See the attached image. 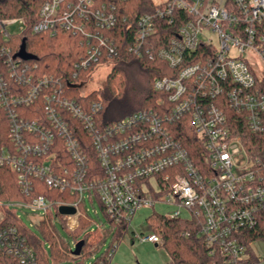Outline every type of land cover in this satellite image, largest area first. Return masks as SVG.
I'll list each match as a JSON object with an SVG mask.
<instances>
[{
	"label": "built area",
	"instance_id": "2783aa9c",
	"mask_svg": "<svg viewBox=\"0 0 264 264\" xmlns=\"http://www.w3.org/2000/svg\"><path fill=\"white\" fill-rule=\"evenodd\" d=\"M97 1L45 0L33 28L34 33L55 35L62 29L95 39L98 45L75 65L77 70L99 63L104 52L111 57L117 51L115 42L101 33L116 26V6L97 7ZM153 1L162 7L139 18L130 50L139 57L159 58L171 68L186 66L175 78L155 81V89L167 95L168 105L161 102L159 110L140 111L104 128L97 122L101 101L90 103L86 110L78 100H69L61 80L48 75L36 78L29 61L19 57L20 50L11 48L12 38L27 30L28 20L0 18V112L7 115L13 146H0V166L8 165L18 174L27 197L34 191L35 180L74 196L75 200L56 205L64 227L71 232L86 217V201L100 202L110 219L127 230L138 211L163 203L174 207L167 219L200 222L198 235L211 255L222 253L227 264H260L250 262L239 232L256 227L264 214V177L260 174L264 165L260 168L261 160L252 159L241 137L233 135L225 107L244 116L251 132H264V0ZM176 11L186 12L191 20L167 48L153 50L146 41L156 34L157 20L168 18L172 24ZM90 19L99 30L95 34L84 23ZM200 48L206 52L192 62ZM248 53L262 66L261 76ZM12 82L27 86L28 91L14 92ZM40 99L45 102L42 120L20 118L19 107ZM183 119L187 120L185 131L191 130L201 143L199 163L172 130ZM73 120L89 133L99 170L92 166ZM58 149L69 160L59 156ZM20 207L40 215L38 225L48 221L52 202L40 195ZM66 207L74 213L61 214ZM4 217L0 212V223ZM103 238L89 242L88 252L102 250L107 243ZM137 239L164 244L155 233ZM79 242L69 248L72 259L83 256L85 245L75 255ZM117 245L106 247L107 260H112ZM0 251L17 264H38L35 250L17 228L0 231Z\"/></svg>",
	"mask_w": 264,
	"mask_h": 264
},
{
	"label": "trees",
	"instance_id": "16d2710c",
	"mask_svg": "<svg viewBox=\"0 0 264 264\" xmlns=\"http://www.w3.org/2000/svg\"><path fill=\"white\" fill-rule=\"evenodd\" d=\"M44 2L45 0H0V18L24 17L28 20L27 30L23 34L13 37L10 45L15 52H18L23 40H26V50L34 57V60L29 61L28 65L36 78L48 75L61 80L65 87L66 97L69 100H78L86 110H88L90 103L101 101L102 109L98 113L97 120L101 128L122 121L140 111L159 110L161 102L168 105L167 95L165 92L155 89V81L163 78H175L186 65L184 64L178 69L171 68L167 62L159 58L150 59L147 55L139 57L130 50L136 42L139 18L146 14L155 13L162 7L161 4H157L153 0H98L97 7L101 5L110 6L111 4L116 6V15L118 16L116 26L101 33L107 40L115 42L117 51L111 57L104 52L99 63L93 64L87 70H77L75 65L87 59L92 46H97L98 43L95 39L87 38L81 33L62 29L58 30L55 35L34 33L33 28L39 20V12ZM173 20V23L170 24L168 18L158 19L156 34L149 38L146 44L153 50L167 48L180 28L191 18L184 11H176ZM84 23L87 31L94 34L99 31L93 19L84 21ZM205 52L204 48H200L192 62H196L200 55ZM187 59L190 60L191 58ZM99 65L111 66L105 85L88 95H82L78 87L75 86L86 82ZM75 75H77L76 78ZM9 84L14 92L26 93L28 91L27 86L17 85L13 82ZM44 104L43 99H40L30 106L19 107L17 113L20 118L27 121L42 120ZM225 109L229 115L233 135L241 137L252 159L259 158L261 160L258 164L261 168L264 165V132H251L246 125L244 116L228 106ZM3 112H0V146L10 149L13 146L10 141L9 121ZM186 122V119L177 122L172 130L184 147L191 152L196 162L199 163V157L203 151L201 143L191 130L185 131ZM73 123L76 124V133L82 140L84 148L90 154L92 166L99 170L89 133L78 122L73 120ZM25 137L28 141L30 140L28 134H25ZM58 155L69 160L67 154L61 152L60 149H58ZM56 165L59 169L57 162ZM260 174L264 177V168L261 169ZM18 178V174L10 166H0V212L5 216L0 223V231L14 227L22 232L35 250L38 264H48L50 257L58 264L68 261V264H85L87 258L92 257V253H89L86 247L90 240L95 238L97 241L104 235L102 241L104 242L109 235H112L110 246H113L118 244L127 234V227L111 220L106 214L104 206L98 201L104 216L111 225L108 232H104L101 236V233L97 231L87 232L94 224V221L87 216L80 218V226L76 231L67 230L58 215L56 205L58 202H71L75 200V197L69 192L49 188L42 181L37 180L33 182V193L27 197L18 182ZM40 195L52 202V207L48 221L36 225L41 233L39 237L25 225L22 218H18V213L23 210L20 204H27L31 202L33 197ZM83 210L86 211L85 205ZM57 222L69 234L73 235L76 241L85 242L81 258L68 260L70 249L57 226ZM148 222L152 232L164 239L163 247L166 248L171 258L168 264H227V258L222 253L217 252L214 256L210 254L206 243L198 235L201 225L198 220L172 221L165 216L154 214L148 219ZM82 235L83 238L79 240ZM239 236L241 243L250 254V262H258L259 259L253 249V244L257 242L264 244V214L260 216V221L256 227L239 232ZM44 241L50 243V252L45 248L46 242ZM97 250L99 251V248ZM102 262L103 264H111V260H107V252L105 251L92 264H102ZM0 264L17 263L14 258L0 251Z\"/></svg>",
	"mask_w": 264,
	"mask_h": 264
},
{
	"label": "rangeland",
	"instance_id": "374dc122",
	"mask_svg": "<svg viewBox=\"0 0 264 264\" xmlns=\"http://www.w3.org/2000/svg\"><path fill=\"white\" fill-rule=\"evenodd\" d=\"M213 41L216 42V37H213ZM247 56L252 62L257 75L261 76L262 66H260L256 57H254L251 53H248ZM110 70V65H99L86 82H82L77 85L80 93L82 95H88L91 92L102 88L106 83V79L108 74L110 73ZM85 209L88 210L86 212V216L94 221L91 229L93 228L95 232H100V236L104 232H108L111 229V225L104 216L103 211L97 201H95L94 203L86 201ZM95 211H97V214L95 213ZM173 211L174 207L168 206L163 203H157L155 207L144 208L138 211L135 217L132 219L131 226L129 227L127 234L118 243L117 250L111 260V264H168L171 258L166 248H164L163 246H156L155 244L142 243L137 239V237L149 236L153 234L148 222V219L152 215L157 214L160 216H166ZM18 214L21 216L25 225L40 237L41 233L36 226L40 221V215L33 214L29 212V210H20ZM57 226L59 227L66 244L72 250L76 241L75 237L69 234L65 229H63L62 225L59 222H57ZM98 226H100V230L97 229ZM91 229H89L87 232H89ZM82 238L83 235L79 238V240ZM93 239L94 240H90L89 242L94 243L95 238ZM111 240L112 235H109L106 240V246L103 247L102 250H96V253L92 254V256L94 255L95 258L100 257L106 247L111 243ZM49 245L50 243L46 242L45 248L48 251L50 250ZM253 249L256 252V256L259 259L260 264H264V244L262 242L254 243ZM68 260L71 261L72 258L69 257ZM94 261L95 259H93V257H89L85 261V264L94 263ZM68 262L60 264H68ZM48 264L58 263L53 261V259L50 257Z\"/></svg>",
	"mask_w": 264,
	"mask_h": 264
},
{
	"label": "water",
	"instance_id": "95a60500",
	"mask_svg": "<svg viewBox=\"0 0 264 264\" xmlns=\"http://www.w3.org/2000/svg\"><path fill=\"white\" fill-rule=\"evenodd\" d=\"M19 57H21L24 60L27 61H31L34 60V57L32 55H30L27 50H26V40L24 39L21 45V49L19 51ZM74 210L72 208H62L61 209V214H73ZM85 242L84 241H80L77 244L76 250H75V255H80L82 252V249L84 247Z\"/></svg>",
	"mask_w": 264,
	"mask_h": 264
},
{
	"label": "crops",
	"instance_id": "0c3cea01",
	"mask_svg": "<svg viewBox=\"0 0 264 264\" xmlns=\"http://www.w3.org/2000/svg\"><path fill=\"white\" fill-rule=\"evenodd\" d=\"M89 244V243H88ZM85 245V244H84ZM163 246V245H162Z\"/></svg>",
	"mask_w": 264,
	"mask_h": 264
}]
</instances>
